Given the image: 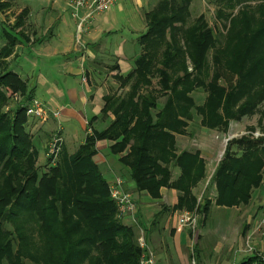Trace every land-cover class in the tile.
<instances>
[{
  "label": "trees",
  "instance_id": "16d2710c",
  "mask_svg": "<svg viewBox=\"0 0 264 264\" xmlns=\"http://www.w3.org/2000/svg\"><path fill=\"white\" fill-rule=\"evenodd\" d=\"M193 1L158 0L156 7L146 14L148 30L138 41L143 53L135 62L137 70L126 76L115 64L109 72L123 85L138 74V84L150 85L147 77L153 73L145 72L150 69L148 63L163 59L158 75L166 103L159 108L156 100L143 96L141 103L136 100L137 92L130 98L106 97L101 114L113 111L115 121L103 131L90 125L92 133L74 154H69L64 144L59 161L53 165L48 160L45 173L40 172L39 150L28 130L30 118L25 104L34 97L33 91L19 74L8 69L1 71L6 59L22 43L11 31L6 32L11 44L0 53V264H141L144 250L137 244L135 230L118 217L119 208L112 198L109 181L95 162L101 141L115 143L109 148L117 156L127 153L119 161L130 169L138 191L160 200L162 188L176 190L180 195L173 212L208 214L209 201L199 205L193 191L207 178L206 161L200 151L178 155L176 134L187 132L181 127L186 122L179 117L174 123L168 115L183 101L188 116L181 117L191 119L196 108L206 128L226 132L230 120L255 112L264 100V0H253L261 3L254 19L248 5H244L241 22L236 20L232 29L235 39L229 41L225 51L213 30L203 22L187 36L186 50L179 46L178 30L172 29L176 22H184ZM236 2L227 0L224 5L220 1L228 10L235 9ZM259 11L263 12L260 16ZM219 16L229 19L231 15L219 12ZM169 29L171 42L167 38ZM209 53L216 61L215 80L225 75L228 88L219 87L216 82L206 84L200 64ZM188 58L193 60L196 71L173 79L178 74L175 63ZM222 58L233 59L234 68L222 72ZM198 89L209 92L201 107L191 96ZM5 90L24 99L13 115L5 112L11 100ZM243 99L246 102L238 108ZM237 144L242 148L234 150L229 144L211 180L217 188L216 204L221 207L247 206L254 190L263 186L264 140L250 137L238 140ZM171 166L182 171L177 179L173 178ZM7 223L13 229H8ZM196 256L200 260L198 252ZM257 263L264 264L260 256H252L243 264Z\"/></svg>",
  "mask_w": 264,
  "mask_h": 264
},
{
  "label": "rangeland",
  "instance_id": "374dc122",
  "mask_svg": "<svg viewBox=\"0 0 264 264\" xmlns=\"http://www.w3.org/2000/svg\"><path fill=\"white\" fill-rule=\"evenodd\" d=\"M119 1H121V0H119ZM125 1L128 2L130 4V6H132L133 0H125ZM220 1L221 0H194L192 2L189 15H187V17H185L184 22H176L177 24L175 23L173 26L174 29H172L173 32H176V30H178V32L176 33V36H177L176 40L178 41L180 47L182 46L183 49L186 50L187 36L192 31L196 30V28L198 26H200V24L203 22V23H205V25H207V27H209L210 29L213 30L214 34L217 37V40L220 42V48L223 51L227 50L229 47V41H232L233 39H235L233 37L232 29H234V26L236 24V22H235L236 20H238V22H241L240 17H241V12L244 11V7L246 5H248L247 10L249 12H251L250 17H252V19H254L255 18L254 12H257V9H256L257 6H259V4H261L260 2L253 1V0H250L249 2L247 0H238V2L235 3V6H234L235 9L228 10L226 8V6H224V5H226V4H224V2H226L227 0H222L224 5L222 3H220ZM243 1H246V2H243ZM148 2L150 4V6L148 7V9H146V6L144 8V9H146V14L156 7L158 0H146V3H148ZM256 2H258V3H256ZM55 3H56V0H0V53H1V50H3V49L7 48L6 50H8L10 47V44H11V40L8 38L7 35L5 36V34H6L5 32H7V31H14L15 32V31L20 30V32L23 33V35H25L24 33L27 32L28 33V35H27L28 39H27V37H25V39H26L25 41L29 42V43L31 42V39H33L35 37L32 33V32H34V28L33 27H30V28L26 27V25L16 26L17 22H19V21L22 23L24 22V24H26V22H47V23H51V24L52 23L56 24L57 22H68V25L65 24L64 29L59 28V26L57 24L56 27H54V29L52 30V32L50 34V38L46 39V40L48 41L49 45H52V46H60L61 45L62 47L63 46L64 47L66 46L69 48L72 47V49H73V46L75 45V43L76 44L80 43V42H78L79 33H77L78 32L77 31V23H79L78 19H76L72 16V10L69 8V6L65 2V0L62 3L63 6L61 8H63V11H61V12L53 11ZM40 7L47 8V9L44 12L42 10L39 11ZM24 11H26V12H24ZM110 11L108 14L114 13L113 11L112 12H110ZM140 11H142V10H140ZM219 12H222L225 15L230 14L231 16L229 19H226V16H224V17L219 16ZM262 13H263L262 11H259V16ZM142 14H143V16H146V14H144V12H142ZM114 15H116V16L118 15V17H120L119 22H122L123 24L119 27H116V31H114L113 34L111 35V37H112L111 41L118 42V40L123 38L124 40L129 41V44L132 45V47H133L132 49L134 51L139 52L141 50V52H142L143 50L139 46L138 40L143 34L147 33L148 28H146V30L145 31L143 30L142 32H134L131 27L126 25L127 22H134L131 19V17L134 18V16L130 12H126L125 14H123V13L119 12L117 9L116 12L114 13ZM256 16H257V13H256ZM135 22H138L137 23L138 25L136 27L138 29L139 28L142 29L141 19H139V20L137 19V21H135ZM145 22L147 25V21H145ZM146 25H145V27H146ZM172 31L170 29L167 31V38H168L169 42H171L170 36H171ZM57 33L61 34V38L57 37ZM40 35H41L40 37H42L44 34L41 33ZM151 48H152V46H151ZM163 49H165V47L162 48L161 50H163ZM66 57H69L70 61L73 63L72 66L75 68V72L77 75L76 79H81V77L79 75L80 71L82 70V68L85 65L87 66V64H85V65L83 64L81 66L80 54H77L75 52L70 53L68 55L60 54L56 57H54V56L47 57V56H42V54L40 55L37 52H31L30 53L29 51H27L25 53V55L22 54L21 57H18L14 62L12 61L11 56L8 57L6 59V62H5L6 64L4 67L1 68V71L8 69V71L17 72L22 76L23 80L29 79L31 84H35L37 77L39 76L40 72L43 71L44 68H46V67L51 68L52 67V69L56 70L60 66V64H63V62H65ZM138 58H136V60L133 63V68L130 72L131 74L134 73L133 71L137 70L136 67H138V65L135 64V62L137 61ZM160 59H162V58L160 57ZM162 62H163V59L153 61L150 64L148 63V65H149L148 68H150V69L146 70V71L143 70L146 73H153V74H149L147 77L150 80V85L138 84V81H139L138 75L139 74L137 76H134L133 80H131V82H129V84H126V85H123L124 83H122V81L119 82L111 76V78L114 79V81H116V84L113 86V91L112 90L109 91V90H107V88L104 91V96H103L104 104L106 103L105 98L108 96H111V98H119V97L122 98L123 96L130 98L133 95L135 96V94L137 92L138 95L136 97V100H139L142 103V100L140 98L141 96L146 97V98H150L152 101L156 100L158 102L159 108H161L166 103V100H167L166 93L163 94V92H162V85H161V79L162 78L160 77V75H158V69L161 68ZM221 63H222V69H223L222 72L227 70L229 67L234 68L233 59L222 58ZM240 63L241 62H238V72H239V68H240ZM245 63L246 62H244V65L246 66ZM215 64H216V61L213 58L212 54H210V53H209V56L203 60L202 64H200V66L204 70L203 78H205L206 84L209 86L210 84H214L216 82V84L219 87H224V88L227 87L228 88L229 87V85L227 83L228 78L225 75H221L220 77H218L217 80H215L216 76H217L214 73ZM175 65L177 66L179 71H177V68L175 69L176 73H178V74L175 77H173V79L177 78V76L183 77L184 74H186V73H192V72L196 71L194 68L195 65L193 64V60L190 58H188L187 60L185 59L181 62H176ZM182 69H184V70H182ZM56 73H57V71H56ZM0 74H2V72ZM239 74H240V72L238 73V77H239ZM127 75L128 74H126V76ZM243 75H245V72H243ZM235 76H237V75H235ZM235 79H237V77ZM83 80H85V78ZM5 92L9 95V97L11 99L9 101L8 106L5 108V112L8 111V112H10V114L13 115L15 113L16 109L24 101V99H23V97L18 96L17 94H13L11 91L5 90ZM39 95L40 96H38V94H36V98L33 97L25 105L27 106V104L29 103L28 104V106H29L30 102L33 99H37L39 102L45 104L44 98L41 96V94H39ZM191 96L193 97L196 105L198 107H201V106L205 105L206 100L208 99V96H209V92L206 89H198V90H195L191 94ZM239 102H238V108L244 102H246V99L240 100ZM180 104H182V106L178 105L175 109H173V111L169 112V115H168L169 117H171L170 121H172L174 119V123L176 122L177 119L179 120V117H180V120L186 122V126L184 124L181 127L184 126L183 127L184 130H186L187 132L184 134H176V141H177V135L179 138H181L182 136L192 135L190 137H192L195 140V142H199L196 136L201 131H209V132L215 133L214 136H216L217 138H220V139H219V141L217 140V142H218L217 144H214V145L211 144V146L214 149H217V148L219 149L217 152V155L219 154L218 159L220 160V163L224 158V155L226 153V150H227L229 144H231L230 146H232L234 150H238V148H242V146H238V144H237L238 140L248 139L250 137L264 140V100L262 101V103H260L258 105L259 107L255 110L254 113H251V114L246 113L241 118L238 117L237 119L230 120L229 121L230 125H229L228 130L226 132L224 129H221V131L218 132V131L210 130V129L206 128L202 122L203 117L199 114V112L196 110V108H194V110L192 111V114H191L192 118L191 119L189 118V120H187L186 118H184V117L188 116L187 115L188 110L186 108H184L185 103L183 101H180ZM177 115H179V116H177ZM27 116H28V114H27ZM181 116H184V117H181ZM96 117H98V119L100 121H103V123H105V124H97L98 119L96 121H94V120L92 121V119H89L90 124L88 125V127L91 128L90 125H92V127L98 131H103V130L108 129V127L111 125V123L113 121H115L113 111H112V113H109L108 115L100 114ZM29 118L31 119L32 117H29ZM107 120H109L108 125H106ZM52 124L53 123H50V124H48V126H50L52 128L56 127V128H54L55 129L54 132H56L57 127H58V122H57L56 126L55 125L52 126ZM62 127H63V124H62ZM76 129L79 130V127H75V129H72V131H75ZM63 130H64V127H63ZM68 131L69 130H67V132H66V138H68L67 136H70ZM54 132H53V134H55ZM83 134H84V132H83ZM63 136H64V134H63ZM101 142H103V141H101ZM50 143H51V141L49 142V144ZM35 144H36V147L39 150V154H40V156H39L40 166H42V168L40 169V172L45 173V171L47 170L46 169L47 167L45 168V166H47V164H48V159L46 156L47 151L45 152V149L43 147V143L40 142L39 140H36ZM109 144L111 146H113V144H115V143L112 142ZM79 146H80V144H77L74 148V144H71V147H72L71 150L77 149ZM176 146H177L178 155L186 152V150L181 149V145H179V149H178V145H176ZM77 150L75 152H77ZM189 151L190 152H196V151H200V150L192 149ZM75 152H73V154ZM126 154L127 153H125V154L123 153L121 156L124 157ZM104 156L106 157V160L108 162L114 163L116 166H120V167H122V169L127 171L126 178L128 179V182L130 184L127 185V183H126V186H124V189L129 190L130 191L129 193H131L135 199L139 196V194H148L147 192L138 191V188L133 183V181L130 177V169L128 167L124 166L119 161V158H121L120 155L117 156L116 154L112 153L111 149L109 148V150L106 149L105 151H103L102 158H104ZM60 157H61V155H59V159H60ZM99 158L101 159V157H99ZM59 159L57 161H59ZM101 160H103V159H101ZM95 162L98 164V162L96 161V158H95ZM215 168H216V166L214 167V169ZM177 171H178V173L176 174ZM212 171L213 170L211 167L209 169V174L207 175V176H209V180L213 179V176H212L213 172ZM171 172H173V178H174V174H176L177 178H178L182 173V171L180 169H175V168H173V166H171ZM215 173H216V171L214 172V175H215ZM206 174H207V162H206ZM117 176H120L119 172H116V176L112 177L111 179H108L105 176L109 181V187L114 182V180ZM199 184L193 189V191H195V189L198 188ZM263 184H264V182H263ZM211 187L212 186H210L209 188H211ZM163 189H165V188L161 189V194H162ZM259 189H257V190H259ZM110 191H111V188H110ZM200 193H201V190L198 191V194H200ZM206 194H207V192H206ZM194 195H195V193H194ZM204 196H205V194H204ZM204 196H203V199L205 198ZM254 196L256 198L258 196V194L255 193V191H254ZM149 197L151 198L150 195H149ZM203 199H201L200 201L198 200L199 205H204L203 202L205 199L204 200ZM255 200L256 199H254V201H253L254 203L251 201L249 205L241 206V207H238L235 209H227V208L222 209V208H219L217 206H214L210 212V215H209L207 222L206 221L204 222V220H203L204 215L199 214V220H198L199 222H198L197 230H195L191 234H189L190 240H191L189 244L191 245V247H189V245H188L187 247L183 248L184 253H185L184 259L186 261V264H196V263L197 264L198 263L199 264H214L217 260H220V257L217 254V252L212 251L213 246L220 245L223 249L224 244L229 243V242L233 243V241L235 239L234 237H236L237 234H238V238L240 237L239 235H241L243 232L242 223H243L244 218L245 217L247 218V216L249 214L248 210H249L250 206H252V204L259 205L261 203V202L257 203V201H255ZM263 201H264V199H263ZM162 208L163 207L160 206L159 209L161 210ZM168 209L169 208L167 207L166 210H168ZM157 212H159V211H157ZM170 212L171 211H167V213L166 212L165 213L167 215V214H170ZM139 214H140V212L137 208V215H138L137 216V224H139V222H138L139 221L138 220ZM154 214L149 216L147 220H145V218H143V217H140L141 222L144 223V224H141V226L144 225L143 230H141V228L137 224H134L132 222H131L132 225L129 224V226H132V228H134V230H135L136 237L138 239L137 244H141L142 238H144L145 235L147 234V232L150 230L149 227L147 226V224H148V222L149 223L153 222V219L155 217H157V215L155 217H153ZM181 214H179V216L176 219L177 223H178V220H179V217L181 216ZM118 217H119V215H118ZM122 221L124 222V219H122ZM251 221H252V217H251ZM160 224H161V222L159 221V217H157L156 226L159 227ZM151 225H152V223H151ZM153 226H155L154 223L152 225V228H153ZM6 227L8 229H13L12 224H9V223L6 224ZM147 229H148V231H147ZM185 230L188 232L192 231V230L187 229V228ZM201 234L203 235L202 237H201ZM199 236H200V238H199ZM163 239H164V236H162V234L159 235V237L156 236V238H155V242H156V244H158L157 248H156L158 253L154 252V254L156 256V260H157L158 264H178V262L172 258L170 248L168 250H166V247H168V246L165 245ZM144 240L146 242L147 238L145 237ZM197 242H200L201 244H203V246H201L202 248L204 247V244L211 246V247H209L210 250L207 253H206V251H203V257L200 255L201 261L198 260L197 256L195 258L192 256L193 252H195V250H196V247H197L196 243ZM42 244H40V245H42ZM250 244H251V242H250ZM199 246H200V244H199ZM251 246H252V244H251ZM221 253H225V252L222 251ZM254 253L255 252H251L250 254H254ZM214 254H215V256L218 255V259L214 258L213 256L209 257V255H214ZM233 256H234V254H233ZM260 258H261V261L264 262V256H260ZM231 260H232V258H231ZM242 261L243 260H239V258H238V261H235L232 263L233 264H241ZM27 264H34V263L27 262Z\"/></svg>",
  "mask_w": 264,
  "mask_h": 264
},
{
  "label": "crops",
  "instance_id": "0c3cea01",
  "mask_svg": "<svg viewBox=\"0 0 264 264\" xmlns=\"http://www.w3.org/2000/svg\"><path fill=\"white\" fill-rule=\"evenodd\" d=\"M63 2L64 0H56L53 11H63V8H61L63 6ZM65 2L67 3V0H65ZM145 6L146 9H148V7L150 6L149 2L146 3V0H133L132 6H130V4L125 0H118L116 6L110 12L113 11L115 13L117 9L123 14H125L126 12H130L134 16V18L131 17L132 21L134 22H127L126 25L131 27L134 32H142L147 28L145 22L146 16H143L142 14V12L146 14V9H144ZM46 9L47 8L40 7L39 11L42 10L44 12ZM108 13L109 12L97 16L93 25L88 30L83 32H80L77 23V33H79L78 42L80 43H75L73 49L72 47H62L61 45L52 46L49 45L48 41L46 40L50 38L52 30L54 29V27H56L57 24L59 28L64 29L65 24L68 25V22H57L56 24L47 22H26V24H24V22H21V25H26V27L34 28V32L32 33L35 37L31 39L30 43L25 41V37H27L28 39L27 32H25V35H23L20 30L15 32L11 31L13 35L18 36V38L22 41V43L17 45L13 55L11 56L13 62L18 57H21L22 54L25 55L27 51H29L30 53L37 52L40 55L42 54V56L47 57H56L60 54L68 55L75 52L77 54H80L81 66L83 64H87V66L85 65L80 71L79 75L81 79H76L77 75L75 72V68L72 66L73 63L70 61L69 57H66L65 62H63V64H60V66L56 70L52 69V67L44 68L37 77L35 84H31L29 79L24 80L27 81L30 89L33 91L34 98H36V94H38V96H40L39 94H41V96L44 98L46 106H48L50 110L62 111L61 122L64 127L63 134L65 137V148L67 149L69 154H73V152H75L83 143H85L86 137L91 130L88 127L89 119H93L94 117L100 115L105 105L103 96L106 88L109 91H113V86L116 84V81L111 78L109 74L110 69L115 66V64H119L122 70V74L126 75L131 72L133 63L136 58H138L143 53V51L141 52V50L139 52L134 51L132 49V45L129 44V41L124 40L123 38L118 40V42L111 41V35L114 31H116V27L121 26L123 23L119 22L120 17H118V15L116 16L114 15V13ZM137 19H141L142 29H138L136 27L138 25V22H135L137 21ZM16 26H19V22H17ZM41 33L44 34L42 37H40ZM57 37L61 38V34L57 33ZM84 78L85 82L83 80ZM57 122L58 121L53 118L50 111L48 112V118L45 122L38 121L34 118H31L29 121L28 130H30V132L34 135L35 141L39 140L43 143L45 152L47 151L46 147L52 139V134L55 130L54 128H56H52L48 126V124L53 123L52 126H56ZM97 124L105 123L98 119ZM108 124L109 120L106 121V125ZM75 127H79V130L76 129L75 131H72V129H75ZM67 130H69L68 132L70 134V136H67L68 138H66ZM214 134L215 133L209 131H201L196 136L199 142H195V140L190 137L192 135L182 136L181 138H179L177 135L178 149L179 145H181V149L186 151L192 149L200 150L202 153L201 157L207 162V175L209 174V169L212 167L213 177L214 172L217 170L220 163V160L218 159L219 154L217 155L219 149H214L211 146V144H217V140L219 141L220 139L214 136ZM71 144H74V148L77 144H80V146L77 149L71 150ZM109 146V142L106 141L98 143L97 147L99 153L98 156H96V161L100 165L103 174L108 179L115 177L116 172H119L120 176L117 177L123 178L125 180L124 186H126V183L127 185L130 184L128 182V179L126 178L127 171L122 169V167L120 166H116L114 163L108 162L105 156L104 158H102L103 151H105L106 149L109 150ZM99 157H101V159H103L104 161ZM215 166L216 168L214 169ZM177 173L178 171L176 172V174ZM176 174H174V179L177 178ZM211 180H209V176H207L206 180L201 182L198 188H196L194 191L195 196L199 201L203 199V196L205 194V200L203 199V203L205 204L207 200L209 201L208 203H210V209L208 214L206 215L207 217L204 216L203 218L204 222H207L210 212L214 206L222 209L227 208L218 206L216 204L217 188L216 185H213L211 183ZM210 186L212 187L209 188ZM199 190H201L200 194H198ZM126 191L130 192L127 189ZM254 191L258 194V196L256 198L253 192L251 201L253 202L254 199H256L255 201H257V203H261L259 205L252 204V206H250L248 210L249 214L247 218L245 217L243 220V232L241 235H239V238L237 234V236L234 237L235 239L233 243L229 242L224 244L223 249L220 245L213 246L212 251L217 252L220 257V260H217L214 264H233L232 262L238 261V258L239 260H243L241 262V264H243L245 260L249 259L252 256H264V184L259 190L256 189ZM136 199L138 210L140 212L138 226L141 228V230H143L144 227V225L141 226V224L144 223L141 222L140 217H143L145 218V220H147L149 216L155 213L153 217L157 215V217H159V221L161 222L160 226L157 227V217H155L153 219V222H151L152 225L153 223L155 225L153 226V228L151 223L148 222L147 224L150 230L148 231L147 229L148 232L145 237L147 238L146 242L150 250L158 253L156 249L158 244H156L155 238L156 236L159 237V235L162 234V236H164L163 241L165 245L168 246L166 247V250L170 248L172 258L177 261L178 264H186L183 248L187 247L188 245L189 247H191V245L189 244L191 241L189 234H191L193 231L188 232L185 229L179 228L176 222L179 214L183 213L181 211L173 212V209L179 201V192L176 190L165 188L162 190V198L160 200H153L149 197L148 194H139ZM160 206L163 207L161 210L159 209ZM167 207L169 208L168 210H166ZM235 208L238 207L227 209ZM167 211H171L170 214L166 215ZM124 222L125 224L129 225L130 221L128 222V220H124ZM202 236L203 235L201 234V237ZM248 241L251 242L253 246L252 248L254 249V254H250L247 251ZM196 245V250L195 252H193L192 256L195 258L196 252H198L199 259L200 255L203 257V251H206L207 253L210 250L209 247H211L207 244H204V247L202 248L201 246H203V244H201L200 242H197ZM222 251L225 253H221ZM218 255H209V257L213 256L214 258L218 259Z\"/></svg>",
  "mask_w": 264,
  "mask_h": 264
},
{
  "label": "built area",
  "instance_id": "2783aa9c",
  "mask_svg": "<svg viewBox=\"0 0 264 264\" xmlns=\"http://www.w3.org/2000/svg\"><path fill=\"white\" fill-rule=\"evenodd\" d=\"M118 0H68L67 4L72 10V16L78 19V28L80 32L88 30L94 23L97 16L109 12L117 3ZM85 81V80H84ZM29 104V103H28ZM27 104V114L38 121L45 122L50 111L53 118L58 121L57 131L55 132L51 143L47 148V159L52 161L55 165L62 147L65 144L62 127V111H52L46 104L33 99L30 105ZM89 125V123H88ZM91 129V128H90ZM92 133V129L88 134ZM125 181L121 177H116L111 184V195L119 208V218L130 221L129 224H137V200L134 196L124 189ZM199 214L197 212H183L178 220V227L181 229L197 230ZM132 225V224H131ZM138 225V224H137ZM264 225V222H263ZM141 247L144 249L141 264H158L156 256L152 250L147 246L144 238L141 240ZM247 251L254 252L250 242H247ZM197 264V263H196Z\"/></svg>",
  "mask_w": 264,
  "mask_h": 264
}]
</instances>
